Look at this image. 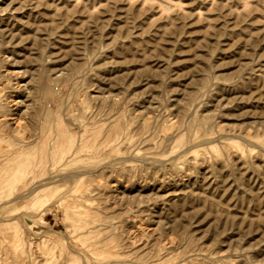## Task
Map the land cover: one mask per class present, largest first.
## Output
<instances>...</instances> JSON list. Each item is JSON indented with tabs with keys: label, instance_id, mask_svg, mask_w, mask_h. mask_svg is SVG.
I'll use <instances>...</instances> for the list:
<instances>
[{
	"label": "rangeland",
	"instance_id": "obj_1",
	"mask_svg": "<svg viewBox=\"0 0 264 264\" xmlns=\"http://www.w3.org/2000/svg\"><path fill=\"white\" fill-rule=\"evenodd\" d=\"M0 264H264V0H0Z\"/></svg>",
	"mask_w": 264,
	"mask_h": 264
},
{
	"label": "bare ground",
	"instance_id": "obj_2",
	"mask_svg": "<svg viewBox=\"0 0 264 264\" xmlns=\"http://www.w3.org/2000/svg\"><path fill=\"white\" fill-rule=\"evenodd\" d=\"M14 196H16V195H14ZM8 200H9V199H8ZM10 200H11V199H10ZM6 201H7V200H6ZM13 201H14V200H13ZM1 202H2V201H1ZM3 203H4V200H3ZM11 203H13V202H11ZM9 204H10V203H9ZM5 205H6V204H5ZM7 205H8V204H7ZM3 206H4V205H3ZM3 206H2V207H3ZM22 221H23V220H22ZM6 231H7V230H6ZM11 232H12V231H11ZM11 232H10V233H11ZM3 233H4V232H3ZM13 239H14V238H13ZM10 242H11V241H10ZM11 243H12V242H11ZM11 246H12V245H11Z\"/></svg>",
	"mask_w": 264,
	"mask_h": 264
}]
</instances>
